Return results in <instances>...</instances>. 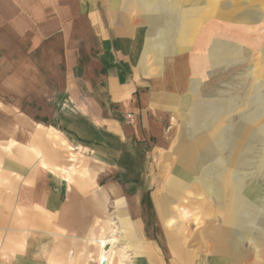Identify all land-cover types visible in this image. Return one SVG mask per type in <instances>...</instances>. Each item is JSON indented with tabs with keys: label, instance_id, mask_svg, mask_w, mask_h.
<instances>
[{
	"label": "crops",
	"instance_id": "crops-1",
	"mask_svg": "<svg viewBox=\"0 0 264 264\" xmlns=\"http://www.w3.org/2000/svg\"><path fill=\"white\" fill-rule=\"evenodd\" d=\"M210 1L0 0V34L14 36L19 27L26 28L23 33L36 34L35 48L43 52L39 63L47 67L43 80L49 85L37 94L36 89L29 90V72H0L1 160L4 150L9 151L5 144L15 154L5 159L11 173H0V191L9 194L8 201L15 200L7 210H18L21 202L28 210V225L34 226L22 249L13 236L0 237V264H53V256L60 258L47 236L50 232L36 231L37 210L63 219V241L83 243L99 237L102 205L113 198L110 192L123 194L126 200L119 209L133 219L124 224L138 227L134 238L141 250L136 263L163 264L157 253L150 255L149 242L143 238L153 223L138 196L142 186L122 189L114 178L116 173L165 172L175 125L189 112L197 76H211V34L221 32L226 40L244 43L238 21H230L235 31L227 29L222 3L228 0H216V5ZM208 8L217 20L199 23L197 18H206ZM14 48L19 49L17 41L0 42V66L5 64L3 50ZM14 59L12 65L24 64L23 59ZM25 64H32L29 57ZM20 82H27L28 89ZM23 97L42 100L30 106L21 102ZM128 114L134 116L132 124L126 120ZM38 126L46 132L42 142L35 139ZM19 147H27L29 154L42 151L48 167L34 162L27 169L22 166V172L16 156ZM192 163L195 168L194 156ZM5 177L9 184L3 186ZM101 179L107 181L105 188ZM223 200L218 203L221 209ZM215 206L208 209H218ZM225 219L220 217L219 226L211 220L206 228L213 235L206 247L210 258L203 264H239L235 254L213 251L216 243L231 241L235 225L225 224ZM117 224L120 227L121 221ZM172 248L176 249L174 244ZM69 252L63 255V264H91L84 255Z\"/></svg>",
	"mask_w": 264,
	"mask_h": 264
},
{
	"label": "rangeland",
	"instance_id": "rangeland-1",
	"mask_svg": "<svg viewBox=\"0 0 264 264\" xmlns=\"http://www.w3.org/2000/svg\"><path fill=\"white\" fill-rule=\"evenodd\" d=\"M210 3L216 5V0ZM222 5L226 8L227 29L235 31L230 21H238L243 28L244 43L226 40L221 32L211 34L212 73L210 78L197 76V89L188 100L189 112L175 125L174 145L171 159L164 166L165 172L116 173L114 178L122 189L131 185L133 191L142 186L143 192L138 196L147 204V217L153 223L149 236L143 233V238L149 242L147 249L150 255L157 253L163 264H203L209 260L206 247L210 246L213 234L206 228L211 220L219 226L220 217H227L225 224L235 225V230L231 241L216 243L213 251L235 254L239 264L246 261L264 264V0H228ZM208 10L206 18H197L199 23L203 20L209 24L217 20L215 16L210 17ZM23 28L19 27L14 36L3 37L0 34V42L4 45L17 41L19 46V49L3 50L5 64L0 66V72L3 70L4 75L12 74L14 70L21 73L22 69L29 72L32 78L29 90L36 89L38 94V89L48 85L43 80L47 67L39 63L43 52L35 48L36 34L23 33ZM226 42L231 43L230 48L224 46ZM13 57L15 62L18 58L21 62L23 59L24 64L12 65ZM27 57L32 64H25ZM20 84L28 89L27 82ZM39 99L23 97L20 100L25 105L36 106ZM3 100L11 103V99ZM51 102L55 103L53 99ZM45 133L44 128L38 126L36 142H42ZM21 135L26 137L25 132ZM204 142L209 144L208 148L202 146ZM4 147L9 151L4 150V161L0 156V173H11L5 159L15 154H12L10 146L5 144ZM19 148L22 153L16 156L22 172L25 171L22 166L27 169L34 162L36 166L48 167L42 151L37 150L34 154L32 149L31 155L27 147ZM57 171L63 173V169ZM6 181L5 177L3 186L9 184ZM100 183L101 188L107 185L103 179ZM220 190L226 202L222 209L218 205ZM110 193L113 198L105 199L102 205L100 236L81 242L82 245L63 241V219L36 211V231L45 229L50 232L47 236L53 241L52 246L62 254L60 258L53 256V264H63V255L68 250L89 258L91 264L95 260L96 264L98 244L94 239L108 236L110 226L106 224L112 220L121 221V234L116 243L124 247L125 257L124 263H120L115 252L111 264H137L141 248L134 237L138 227L123 222L133 219L128 211L119 209L123 194ZM8 196L0 191V237L13 236V242H19L22 249L28 230L34 226L28 225V210L21 202L18 210L15 207L7 210L15 201L9 202ZM214 205L218 209H208ZM228 233L231 234L230 231ZM245 255H249L248 260L244 259Z\"/></svg>",
	"mask_w": 264,
	"mask_h": 264
},
{
	"label": "bare ground",
	"instance_id": "bare-ground-1",
	"mask_svg": "<svg viewBox=\"0 0 264 264\" xmlns=\"http://www.w3.org/2000/svg\"><path fill=\"white\" fill-rule=\"evenodd\" d=\"M220 192H222L220 190ZM223 192L220 193L219 201H222ZM121 234V229L117 222L111 221L110 232L107 237L97 238L94 241L98 244V257L96 264H111L113 254L116 252L120 263H124L123 258L125 257V251L123 246H119L116 243L117 237Z\"/></svg>",
	"mask_w": 264,
	"mask_h": 264
},
{
	"label": "built area",
	"instance_id": "built-area-1",
	"mask_svg": "<svg viewBox=\"0 0 264 264\" xmlns=\"http://www.w3.org/2000/svg\"><path fill=\"white\" fill-rule=\"evenodd\" d=\"M126 120L129 122V123H133L134 122V116H133V114H128L127 116H126Z\"/></svg>",
	"mask_w": 264,
	"mask_h": 264
}]
</instances>
